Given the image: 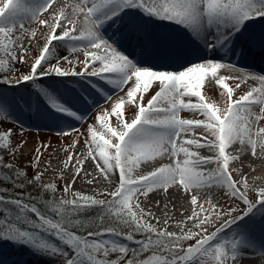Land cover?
<instances>
[{
    "label": "snow or ice",
    "instance_id": "snow-or-ice-1",
    "mask_svg": "<svg viewBox=\"0 0 264 264\" xmlns=\"http://www.w3.org/2000/svg\"><path fill=\"white\" fill-rule=\"evenodd\" d=\"M24 18L36 25L30 33ZM262 19L264 0H0V84L31 82L37 101L25 104L36 111L46 106L49 114L83 127L59 129L69 143L61 148L59 175L46 182L51 160L43 169L41 163L52 145L41 143L22 162L26 130L12 115L14 101L0 95V181L11 185L0 186V243L28 249L46 264L248 259L257 248L254 217H264V185L256 183L260 177L250 182L256 169L245 163L254 158L264 165V72L226 58L241 55L242 43L264 48V34L258 41L243 39ZM144 20L175 26L186 37L170 43L164 66L142 64L120 50L114 34L107 35L123 27L124 39L153 48L157 40ZM17 24L21 35L14 34ZM46 77L89 80L106 106L84 127L85 117L71 101L43 86ZM81 137L85 152L76 151ZM89 160L110 187L90 193L74 188L79 179L88 185L97 180L85 171ZM171 187L189 203L178 231L168 230V219L157 227L161 221L141 199ZM214 188L215 200L201 195ZM221 199L232 204L226 207ZM260 249L264 253V244Z\"/></svg>",
    "mask_w": 264,
    "mask_h": 264
},
{
    "label": "rangeland",
    "instance_id": "rangeland-1",
    "mask_svg": "<svg viewBox=\"0 0 264 264\" xmlns=\"http://www.w3.org/2000/svg\"><path fill=\"white\" fill-rule=\"evenodd\" d=\"M24 26H25V29L29 30V33H30V30L35 27V26L32 27V25H26V24H24ZM18 29L19 30L17 31V33L16 32L14 33L15 35H21V30L20 28ZM24 42L27 43V40L25 39ZM44 81H46V84H47L45 85L46 88H49L50 90L51 89L57 90L60 95H62L63 97L67 99V98H74L73 95L76 93V90L79 84L84 83L86 80L80 77H46L43 79V81H41V83L43 84ZM19 86L24 88V90L20 93L21 94L20 98L10 96L7 91H0L1 93L0 95L5 96L9 101H14L15 110L12 112V115L19 122V124L23 125L24 129L26 130L25 135L22 139H26L28 141V144H27V147L23 150L24 156L21 158V161L22 162L26 161L31 155L32 149L34 147L39 146L41 143L51 144L52 147L44 153V158L41 163V169H43L45 165L48 163V161L51 160L50 167L52 170L46 172L45 177H44L46 182H50L56 176L59 175L60 168H61V159L65 157V153L61 151V148L69 143L68 138L58 136L57 132L59 131L61 127H67L68 125L80 127L81 131H83V127L81 126L80 122H77V120H73L71 117H65L61 119L58 114L57 115L49 114V112L45 111L46 106H42L39 111H36L35 108H30L28 104L24 103V101L28 100L30 103H33V104L36 103L37 96L35 94V89L33 85L31 84V82H28L27 84H21ZM13 87H17V86L0 84V90L2 88L6 90V88H13ZM27 95L29 98L24 97ZM212 98L217 100L218 103H220L221 105L223 104V101L218 97L216 92L212 93ZM16 105H18V107H16ZM101 105L106 106L105 102ZM99 110H100V105H98L95 108V110L89 112L90 114L88 118L85 119L84 127H86L87 123L92 122V117L97 112H99ZM253 110L255 112L259 111L258 108H254ZM182 115L186 116L187 118H194L191 113H182ZM259 126H264V121H261ZM3 127L18 128V124L5 123ZM17 139H20V138L17 137ZM53 151L56 152L55 156L50 155ZM76 151L78 152L86 151V147L83 145V137H81V143L78 146ZM258 153H259V149H258ZM254 160H255L254 158H252L251 160H249L248 158L245 159V161H248L251 165H253ZM89 161L93 165L94 162L91 160ZM208 167H212V166H208ZM96 172L99 173L98 170H96ZM32 175H33L32 170L28 169V176L31 177ZM70 175H71V170H68L65 175V182ZM63 183L64 182H60L61 187L63 186ZM256 183L260 184L259 182H256ZM0 186L9 187V188L11 187V185L4 184L2 181H0ZM214 190L215 188L211 192H209L208 190H201V195L208 196L209 193L211 195L212 193L216 194ZM171 191L176 192L175 188L171 187L167 192L163 190H156L154 193H149V197L147 198L142 197L141 199H142L143 205H145L146 207V210L155 211L156 209V211L160 212V213L157 212L158 213L157 217H160V216L164 217V213L167 214L168 212L171 211V207H166L168 206V204H171L168 202L169 201L168 195L170 194L169 192ZM158 194L160 196H157ZM214 196L216 199V195ZM221 203H224L225 206L227 207L228 205L232 204V201L231 200L226 201L225 199H221ZM161 206L165 207V209H163L164 213H161L162 211ZM163 221L164 220H162L161 223L157 224L156 226L164 227L165 225L163 224ZM152 223L155 224L156 221L152 220ZM168 230L178 231V229L174 227H170V226H168ZM25 251H29V250L12 246L9 243H0V260L6 259V258L10 259L11 256L14 257V256H17L18 254L20 255ZM257 251H256L257 253L256 252L254 253L252 258H256V260L259 261L262 258H264V253L261 252V249L260 250L258 249Z\"/></svg>",
    "mask_w": 264,
    "mask_h": 264
},
{
    "label": "bare ground",
    "instance_id": "bare-ground-1",
    "mask_svg": "<svg viewBox=\"0 0 264 264\" xmlns=\"http://www.w3.org/2000/svg\"><path fill=\"white\" fill-rule=\"evenodd\" d=\"M23 22L26 25H32V27L33 26L36 27V25L34 23H30L27 18H24ZM156 23L157 22H149L147 24V28H148L150 34L152 36H154L155 38L159 37V30L162 31V37H169L170 38L169 42L163 45L164 49L168 50L167 52L172 51V49L170 47V43L171 42H183V41L186 40L185 35L180 30L175 28V26H170V25L161 24V23H157L156 24ZM252 26L253 25H250L249 27L252 28ZM262 27H264V25ZM18 28H19V24H17V28H16V31H15L16 33L19 30ZM113 34H114V36H116L115 29H109L108 32H107V35L112 36ZM158 48L159 47H156V49H158ZM73 55H81V54L80 53H76V54H73ZM142 64L146 65L145 63H142ZM168 66H170V64ZM247 70L259 73L258 70H253V69H247ZM89 79L91 81H94V82L98 83L99 85L104 86V89H106L107 91L112 92L111 87L107 86L104 81L97 80L96 77H91ZM45 85H47L46 81L43 82V86L44 87H45ZM214 92H215V90L212 91V93H214ZM113 96H115L114 92H113ZM87 98H90V99L96 98L94 96V90L91 87V83H89L88 86L87 85L79 86L77 88V96H75L74 98H70L68 100L71 101V104H72V107H73L74 110H79L81 108V106H82V103H84L85 102L84 100H86ZM102 101H103V99H101L100 102H102ZM97 105L98 104H96V103L94 104V102H92L91 108L87 109L86 112H84L82 114L85 117V119L88 118V116L90 114L89 112L95 110ZM237 147H239V145H237ZM204 154H208V153L205 151ZM255 160L253 162V165H251V167L255 168L256 172H254L252 174V176L249 177V180H250V182H252L254 177H260V179L256 180V182H259L260 184L264 185V165H262V161H260L259 159H255ZM245 163L249 164L248 161H245ZM85 171L90 173L88 178L96 177L97 180L94 181L93 184L88 185L85 182L84 179H79V180H77V182L74 185V188L76 190H81V191H84L86 193H90V192L93 191V189L102 190V189H104L106 187H110V185H108V182L103 180V178L99 176V173H97L96 170H94L93 165L91 164L90 161H88L86 163ZM244 171L248 172L249 168L245 167ZM169 193L170 194L168 195V197H169V199H168L169 201L168 202L171 203V204H168V206H166V207H171V211L168 212L167 214H165L164 210H163V209H165V207L161 206V210H162L161 213H164V217H162V216L157 217L158 213H160V212L156 211V209H155V211H151V212L160 221L168 219V226L178 229L179 222L184 217H186L189 214V212H188L189 203H188L187 198L182 193H180L178 191H176V192L171 191ZM214 195H216V194L212 193V195H211L209 193L208 196H210L214 200L215 199ZM157 196H160V195L158 194ZM166 201H167V199H166ZM143 207H145V205H143ZM239 207L243 208L244 206L239 204ZM145 209H146V207H145ZM260 219L263 222H261V220H260L258 225L257 224H253V228L251 229L252 237H253L254 241L256 242V244L258 243L257 244V248L254 250V252H256L258 249L260 250V245H262L261 242H257V238H258L257 236L259 234L264 235V217L261 216ZM245 220L247 221L248 218L246 217ZM256 226H258V227H256ZM31 255H32L31 253L27 254V252H26V253H23V255H21V257H24L23 259L18 260L17 257H14V260H15L16 264H33L30 259L34 258L35 256H31ZM257 263L264 264V258H262L261 260L258 261V260H256V258L249 257L248 259H244L242 261V264H257ZM35 264H46V263H42L41 260H38Z\"/></svg>",
    "mask_w": 264,
    "mask_h": 264
}]
</instances>
